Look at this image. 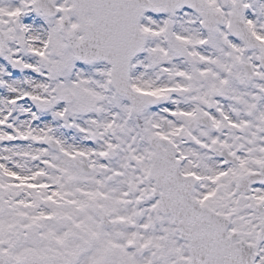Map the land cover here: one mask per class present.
Instances as JSON below:
<instances>
[{"label":"snow or ice","instance_id":"1","mask_svg":"<svg viewBox=\"0 0 264 264\" xmlns=\"http://www.w3.org/2000/svg\"><path fill=\"white\" fill-rule=\"evenodd\" d=\"M0 264H264V0H0Z\"/></svg>","mask_w":264,"mask_h":264}]
</instances>
